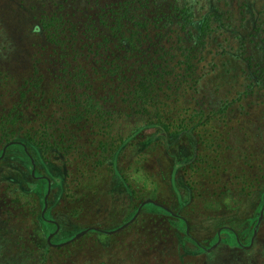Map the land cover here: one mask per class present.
Instances as JSON below:
<instances>
[{"label":"trees","instance_id":"trees-1","mask_svg":"<svg viewBox=\"0 0 264 264\" xmlns=\"http://www.w3.org/2000/svg\"><path fill=\"white\" fill-rule=\"evenodd\" d=\"M205 2L0 0L3 203L26 193L44 208L53 183L48 203L72 209L75 231L105 229L80 224L100 203L129 221L152 198L143 212L180 246L251 240L264 209V12ZM150 160L151 186L138 185L131 171Z\"/></svg>","mask_w":264,"mask_h":264},{"label":"rangeland","instance_id":"rangeland-1","mask_svg":"<svg viewBox=\"0 0 264 264\" xmlns=\"http://www.w3.org/2000/svg\"><path fill=\"white\" fill-rule=\"evenodd\" d=\"M248 1L264 12V0ZM200 2L206 6L205 0ZM249 17L250 23H254V14ZM141 124V118H131L124 123L123 133L129 134ZM141 166L133 168L131 175L138 185L147 182L150 187L146 170L155 168V162L150 160L146 169ZM48 187L44 208L39 199L34 201L37 195L33 194H21L25 205L3 203L0 199V264H264V209L259 229L243 246H237L232 236L224 235L219 243L200 250L192 243L180 246L175 234L167 231V222L164 225L151 216L154 208L143 212L152 198L129 221L123 220L119 211H112L108 204L100 203L80 224L103 223L105 229L75 231L72 224L78 222L70 216L72 209L65 211L64 206L57 205L55 211L49 200H57V187L53 189V183ZM41 212L40 219L37 215ZM120 222L124 224L117 226ZM78 235L81 236L76 239ZM223 241L225 244L217 249ZM191 248L197 254L187 255L186 249Z\"/></svg>","mask_w":264,"mask_h":264},{"label":"water","instance_id":"water-1","mask_svg":"<svg viewBox=\"0 0 264 264\" xmlns=\"http://www.w3.org/2000/svg\"><path fill=\"white\" fill-rule=\"evenodd\" d=\"M150 202H151V200H150ZM127 226V225H126ZM125 227V226H124ZM123 228V227H122ZM83 233H85V232H83ZM81 235H78L77 237H76V239H78L79 237H80ZM216 247V246H215ZM214 247V248H215Z\"/></svg>","mask_w":264,"mask_h":264}]
</instances>
